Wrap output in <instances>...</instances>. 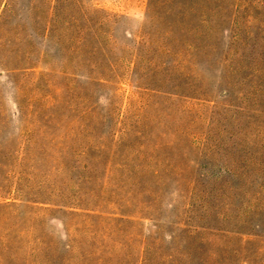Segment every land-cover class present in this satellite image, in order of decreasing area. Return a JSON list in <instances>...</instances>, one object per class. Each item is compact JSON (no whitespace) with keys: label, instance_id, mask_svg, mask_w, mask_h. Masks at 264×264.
<instances>
[{"label":"rangeland","instance_id":"1","mask_svg":"<svg viewBox=\"0 0 264 264\" xmlns=\"http://www.w3.org/2000/svg\"><path fill=\"white\" fill-rule=\"evenodd\" d=\"M170 9L186 11V28L165 41L164 20L148 13ZM100 53L119 69L110 83L93 79L107 68ZM234 67L246 72L235 74L233 83ZM253 83L264 87V0L181 6L163 0L155 5L151 0H0V105L7 144H28L30 131L31 147L46 142L40 133L46 111L61 123L56 129L61 140L73 133L67 147H89L81 132L97 127L89 180L78 186L74 176L57 179L72 184L70 194L133 196L136 204L129 209L138 215L135 223H120L122 233L116 230L110 239L106 228L113 222L105 219L51 211L40 224L26 222L30 209L19 208L15 219L4 204L12 198L3 196H14L19 187L26 193L27 181L0 180V261L12 253L20 261L26 258L37 236L63 251L69 229L77 236L78 264H140L145 249L156 262L163 250L171 252L173 232L185 262L203 241L209 264H243L235 249L242 238H254L245 233L264 235V192L257 187L264 180V93L253 100ZM32 168L46 170L38 164L26 169ZM252 193L262 199L255 202ZM194 228L201 233L190 234ZM9 242L20 247L5 250Z\"/></svg>","mask_w":264,"mask_h":264},{"label":"trees","instance_id":"2","mask_svg":"<svg viewBox=\"0 0 264 264\" xmlns=\"http://www.w3.org/2000/svg\"><path fill=\"white\" fill-rule=\"evenodd\" d=\"M160 0H151V4L155 5ZM168 3V5H177L181 6L187 3H191L198 0H163ZM183 9H170L162 13H148L150 18H159L163 19L162 23L165 28L162 31V37H164L165 41H167L171 35H173L176 31H181L186 28L184 20L186 18V11H182ZM160 15V16H159ZM161 52L165 54L162 48H160ZM167 51V49H166ZM93 55L92 53V60ZM101 57H103V64L107 66L105 73L101 72V76L93 79L96 82L105 84L110 83L112 78L117 77L119 75V69L115 62L109 61V57L107 53H100ZM29 59V57H28ZM102 59V58H101ZM97 64V63H96ZM96 66V65H95ZM101 66L97 65L96 68L99 69ZM165 71L167 69H163ZM135 68H133V73H135ZM168 71V70H167ZM112 75H108L111 74ZM158 72V71H157ZM241 72H246L241 69H236L235 67L230 71V77H234L235 74H241ZM104 74V75H103ZM244 79H248V73L245 74ZM94 80V81H95ZM231 82H235V79H231ZM252 88L249 93L253 96V100H256L258 95H262L264 93V87L260 85H251ZM259 88L262 91H259ZM53 99V97H52ZM54 100V99H53ZM47 106V105H46ZM90 107V106H89ZM87 109L86 117H88V113L92 110L91 107ZM255 111H259L260 108L254 107ZM43 118L41 137L47 138L46 142H39L34 149L29 145V143L33 140V131L28 133V137L24 140H27L28 144L19 145L16 147H11L7 144L6 139L4 137V133L2 131V124L4 122V109L0 105V180L8 183L10 179L17 178L18 185H21L23 179L27 181V189L26 193L21 191V187L18 188V193L14 196H11V193H7L8 195L3 196L6 200L11 199L12 201L4 202L5 206L10 207V215L15 219H19L20 210L19 208L24 207L30 209V215L28 218L25 216V221H31L34 223L40 224L42 221L43 215L50 213L51 211H60L62 213L68 214L69 216H82L87 220H92L94 218L97 219H105L113 222L106 228L105 238L110 239L112 233L117 230V233L121 234L123 231L122 225L120 223H133L135 221L136 216L132 211L134 204H136L134 197H124L123 193H69L72 189L71 183H61L57 176L59 175H68L70 177L74 176L78 179V184H85L87 180H89L91 164L88 158L91 159V149H95L94 138L97 137L100 139V135H96L97 127H91L88 123H83L82 126L88 124L89 128L82 130L81 134L85 135L89 138L90 145H82L74 149L73 147H67L68 141L73 138V133H68L67 135H63L62 140L60 139V135L58 132L56 133L57 122L56 116L53 113H47ZM3 121V122H2ZM85 122V119L83 120ZM61 124V123H59ZM104 139V138H101ZM117 141V140H116ZM89 143V144H90ZM102 152V150H99ZM100 155V153H99ZM264 157V154H263ZM253 159V160H252ZM255 157L251 156V160L253 164L255 163ZM45 166L46 170L42 169L38 170L32 168L27 170V167H36V165ZM78 164V165H77ZM106 167L109 164L105 163ZM9 167V171L8 170ZM22 167V168H21ZM24 167V168H23ZM11 168V169H10ZM80 169L79 173H75L76 169ZM36 179H38L36 181ZM72 180V179H71ZM67 183V184H66ZM80 186V184L78 185ZM260 191L264 192V180L262 179L257 186ZM255 198V202L258 203L262 197L260 193H252ZM159 198V197H158ZM94 204L99 205V209H93L90 205L91 201ZM105 204L109 205V211H104L101 208H104ZM140 210V209H137ZM139 214V213H137ZM151 216V215H150ZM54 218H58L62 224H65V219L55 216ZM102 222H98L97 226L101 225ZM116 223L114 226L113 224ZM135 223V222H134ZM260 226L259 224L257 227ZM25 230H22V233ZM125 232V228H124ZM201 231L197 228L190 230V234L198 235ZM67 241L63 246V251H60V247H57L52 242L48 241L43 236H37L32 242V248L30 254H26V258L21 261L14 257L12 253V257L6 259V261H0V264H78L75 260L76 250L79 248L77 242V236L71 232V230H66ZM76 235H79L76 231ZM93 234L99 235L96 231H93ZM116 235V233H114ZM247 235H252L253 239L244 240L242 238V244L235 249V255L238 256L239 259L243 260V264H264V235L259 233H245ZM177 232L171 233L169 236L171 237V252L167 250H163V254H161L158 261L155 262V259H150L147 257V251L143 252L140 264H191L192 262H197V264H209V260L207 258L210 257L207 251L205 252L206 246L202 244V242H197V252L194 255V258L189 262H185L183 260L184 252L180 250L178 245V236ZM258 238V239H255ZM255 239V240H254ZM253 244L249 246L250 243ZM21 248L27 249V245L22 244ZM5 250H18L20 246L15 245L14 243H5ZM91 253V252H90ZM189 253V252H188ZM88 254V253H87ZM81 260L83 263H86L87 255L82 254ZM212 257V256H211ZM218 260V259H216Z\"/></svg>","mask_w":264,"mask_h":264}]
</instances>
